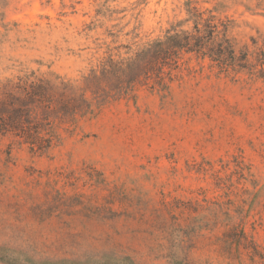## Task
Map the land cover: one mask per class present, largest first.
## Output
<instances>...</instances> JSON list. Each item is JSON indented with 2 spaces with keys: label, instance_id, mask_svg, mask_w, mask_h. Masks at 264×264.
<instances>
[{
  "label": "rangeland",
  "instance_id": "1",
  "mask_svg": "<svg viewBox=\"0 0 264 264\" xmlns=\"http://www.w3.org/2000/svg\"><path fill=\"white\" fill-rule=\"evenodd\" d=\"M194 10L253 71L186 55L166 90L104 79L46 152L0 136V264H264V0H0V83L82 90Z\"/></svg>",
  "mask_w": 264,
  "mask_h": 264
},
{
  "label": "trees",
  "instance_id": "2",
  "mask_svg": "<svg viewBox=\"0 0 264 264\" xmlns=\"http://www.w3.org/2000/svg\"><path fill=\"white\" fill-rule=\"evenodd\" d=\"M191 32H167L151 41L134 57L116 60L109 57L101 70H93L86 78V87L78 90L70 83L40 78H26L0 83V136H15L34 152H46L55 140L56 122H74L92 112L88 92L96 95L104 79L117 82V90H133L137 86L166 90L173 81L186 55H195L218 68L222 73L253 71L249 50L236 51L227 37L228 24L212 12H193ZM257 62L264 79V49L257 52ZM82 91V93H80ZM127 264H134L126 259ZM95 264H109L96 262Z\"/></svg>",
  "mask_w": 264,
  "mask_h": 264
}]
</instances>
